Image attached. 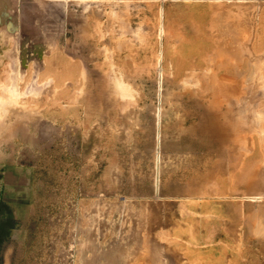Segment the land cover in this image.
Instances as JSON below:
<instances>
[{
	"label": "rangeland",
	"instance_id": "obj_1",
	"mask_svg": "<svg viewBox=\"0 0 264 264\" xmlns=\"http://www.w3.org/2000/svg\"><path fill=\"white\" fill-rule=\"evenodd\" d=\"M263 43L264 0H0V264H264V138L195 105L263 124Z\"/></svg>",
	"mask_w": 264,
	"mask_h": 264
},
{
	"label": "bare ground",
	"instance_id": "obj_2",
	"mask_svg": "<svg viewBox=\"0 0 264 264\" xmlns=\"http://www.w3.org/2000/svg\"><path fill=\"white\" fill-rule=\"evenodd\" d=\"M260 41V40H259ZM228 42V41H227ZM217 43V42H216ZM259 43H261L262 44V42H259ZM258 44V43H257ZM264 44V43H263ZM247 46V45H246ZM257 46V45H256ZM261 46V45H260ZM257 48V47H256ZM261 48H263V47H261ZM253 49V48H252ZM258 49H260V48H258ZM257 50V49H256ZM263 50V49H262ZM226 52V51H225ZM233 53V52H232ZM226 55H227V53H225ZM229 54V53H228ZM246 58H248V57H246ZM257 58V57H256ZM213 59V58H212ZM259 59V58H258ZM264 59V58H263ZM220 60V59H219ZM218 60V61H219ZM223 60H224V58H223ZM216 61V60H215ZM254 61V60H253ZM262 61V60H261ZM211 62V61H210ZM215 62H213V64H214ZM254 63V62H253ZM256 63V62H255ZM254 63V64H255ZM262 64V63H261ZM217 65V64H216ZM221 66V65H220ZM223 66V65H222ZM232 66V65H231ZM250 66H252V63H250ZM225 67V66H224ZM252 68L253 69H255L254 68V66H252ZM249 69V68H248ZM245 70V69H244ZM259 70V69H258ZM246 71V70H245ZM249 71L250 70H248L247 72H243V70H242V68L240 69V68H236L235 70H233V72H231L229 75H228V78H231V80L233 79V80H236V79H238V77H241L242 75H244V74H250L251 75V73H249ZM255 71V70H254ZM253 71V72H254ZM256 72H257V70H256ZM255 72V73H256ZM206 74V73H205ZM256 74H258V73H256ZM260 74H261V71H260ZM255 75V74H254ZM213 76V75H212ZM262 76H264V75H261V77ZM243 77V76H242ZM245 77V76H244ZM250 77V76H249ZM211 78H213V77H211ZM227 78V77H226ZM228 78H227V81H230V80H228ZM246 78V77H245ZM258 79H260L259 78V76L257 77ZM223 79V78H222ZM214 80V79H213ZM225 80V79H224ZM243 80V79H242ZM246 80V79H245ZM247 81V80H246ZM119 82V86L118 87H120V89H124V91L123 92H125V88H127L128 86H127V84L124 82V81H122L121 79L118 81ZM244 82V81H243ZM230 83V82H229ZM248 83V82H247ZM242 85H243V83H242ZM263 85H264V82H263ZM229 86V85H228ZM253 86V85H252ZM261 86V85H260ZM161 87V86H160ZM231 87H232V85H231ZM231 87L229 88V89H231ZM222 88H223V86H222ZM221 88V89H222ZM225 88L227 89V87L225 86ZM257 88V87H256ZM128 89L129 88H127V90H126V92L128 91ZM228 89V90H229ZM242 90H243V88H241ZM15 92H16V90L15 89H13ZM224 90V89H223ZM237 90V89H236ZM263 90V89H262ZM222 91V90H221ZM223 92V91H222ZM228 92H231V91H228ZM258 91H256V90H254V91H252V94H253V97L256 95V93H257ZM232 93V92H231ZM259 93V92H258ZM127 94V93H126ZM249 94V93H248ZM247 95V94H246ZM259 95H261V93L259 94ZM264 95V94H263ZM237 96V95H236ZM243 96V95H242ZM129 97V96H128ZM216 98H218V97H216ZM229 98V97H228ZM228 98H226V99H228ZM255 98V97H254ZM251 99H253V98H251ZM261 99V98H260ZM219 100V99H218ZM220 101V100H219ZM224 101H225V99H224ZM227 101H229V99L227 100ZM245 101H247V100H245ZM254 101V100H253ZM258 101V100H257ZM256 101V102H257ZM260 102H257L258 103V105H259V103H260V106L261 107H264V99H261V100H259ZM203 102L204 101H200V105H199V103L198 102H195V105L196 106H198V107H200V109H198V110H200L199 112H200V116L202 115L203 116V118H202V120H201V122H200V124L196 127V129H198V131L200 130V134H208V135H210L212 138H214L215 140H217L219 143H221V142H223L224 140H231L235 145H236V147H243L244 146V144H246V145H254V143H255V138H256V135L258 134V133H260V136L262 137L263 136V138H264V123L263 124H258V122H256V123H251V124H248V122H247V125L244 123V122H240L239 121V119H238V117L236 116V114H235V111H234V108H233V105H232V103H230V102H224L223 103V101H220V102H217V104H215V102H213V105L215 104L216 105V108H213L214 110H208L207 109V107L206 108H204V106H203ZM210 102V101H209ZM251 103V102H250ZM249 103V104H250ZM253 103V102H252ZM256 103V104H257ZM208 104V103H207ZM247 104H248V101H247ZM248 104V105H249ZM254 104V103H253ZM214 105V106H215ZM219 105V106H218ZM223 105L226 107V112L225 113H223V110H224V108H223ZM251 105V104H250ZM213 106V107H214ZM259 106V107H260ZM212 107V106H211ZM258 107V108H259ZM248 108H249V106H248ZM250 108H251V106H250ZM212 109V108H211ZM239 109V108H238ZM197 110V111H198ZM222 110V111H221ZM237 110V109H236ZM240 112V111H239ZM188 113H190V112H188ZM197 113V112H196ZM197 114H199V113H197ZM199 117V116H198ZM221 118H222V120H221ZM195 129V128H194ZM189 130V129H188ZM204 139V138H203ZM234 145V146H235ZM160 152V151H159ZM261 152H263V151H261ZM264 155V154H263ZM220 161V160H219ZM262 161V160H261ZM261 161H259V162H261ZM263 163V162H262ZM260 164V163H259ZM258 164V165H259ZM210 174H211V172H209ZM234 177V176H233ZM254 185H256V184H254ZM175 187L174 188H172L171 187V190H173V189H175L176 190V188H177V190H182V191H185V192H188L189 191V189L191 188V187H186V188H184L183 186H177V185H174ZM253 186V185H252ZM254 187V186H253ZM159 191V190H158ZM174 191V190H173ZM250 195V194H249ZM227 196V195H226ZM253 196V195H252ZM256 197V196H255ZM254 198V197H253ZM250 212V211H249ZM257 213V212H256ZM259 213H261V212H259ZM262 216V215H261ZM261 219V218H260ZM256 220V219H255ZM260 221V220H259ZM258 224H260V223H257L256 225H258ZM253 225H255V222L253 223ZM259 228V227H258ZM257 228V229H258ZM253 230H254V227H253ZM260 230V229H259ZM258 230V231H259ZM264 234V228L262 229V230H260V235H263Z\"/></svg>",
	"mask_w": 264,
	"mask_h": 264
}]
</instances>
